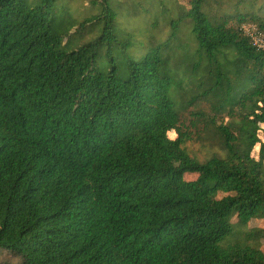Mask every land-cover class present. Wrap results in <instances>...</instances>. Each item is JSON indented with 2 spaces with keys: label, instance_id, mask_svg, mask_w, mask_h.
I'll list each match as a JSON object with an SVG mask.
<instances>
[{
  "label": "trees",
  "instance_id": "trees-1",
  "mask_svg": "<svg viewBox=\"0 0 264 264\" xmlns=\"http://www.w3.org/2000/svg\"><path fill=\"white\" fill-rule=\"evenodd\" d=\"M65 1L0 0V250L21 264H264V229L235 237L264 220V51L242 29L264 33V0L175 16L147 0L170 28L151 47L122 32L119 0H91L81 22ZM203 133L218 149L202 161L186 144Z\"/></svg>",
  "mask_w": 264,
  "mask_h": 264
},
{
  "label": "rangeland",
  "instance_id": "rangeland-1",
  "mask_svg": "<svg viewBox=\"0 0 264 264\" xmlns=\"http://www.w3.org/2000/svg\"><path fill=\"white\" fill-rule=\"evenodd\" d=\"M167 4V8L172 10L171 15H176L177 7L190 8V4L192 0H164ZM66 5L70 8V13L77 21H84L87 17H89L93 13V7H91V0H66ZM262 2H259L256 5L258 8ZM143 6L145 8H150L151 15L155 17L154 20L149 19V17H145ZM210 6L212 12L219 15L224 10H230L231 12L235 11L233 7V3L228 0H211ZM119 8L121 9V17L119 19V27L122 32L126 34H132L137 40L141 41L144 46L151 47L155 43H159L165 41L169 37L170 28L167 26L168 22L165 21V18L162 15V8L160 5H155L154 7H148L147 0H119ZM242 10L244 11L243 7ZM97 11L95 12V14ZM150 14V13H147ZM153 25V26H152ZM244 26L252 27L260 32V27L253 22H247L242 25V29ZM148 27V28H147ZM92 36L86 35V39L91 38ZM154 37V38H153ZM187 34L183 35V40L186 41ZM182 97H179L181 102L189 101L191 95L189 91L181 92ZM205 107L204 104H195L193 106L188 107L183 111V120L189 128L192 127L191 124V113L197 108ZM193 129V128H192ZM194 131V129H193ZM175 138V136H171ZM262 141H264V135H261ZM186 148L192 156L199 158L200 160L207 159L215 150L218 149L217 143L215 140L207 137L204 133L202 136L196 138L194 140L189 141L186 144ZM260 146L258 145L254 151L253 156L258 159L259 157ZM196 176H189V179H194ZM223 195H220V198ZM236 224V221H234ZM253 228H261L264 229V220L254 221L249 225V227L239 229L238 234L235 237H244V234ZM259 246L264 250V239L260 241ZM2 263H10V264H21V258L17 257L13 253L0 250V264Z\"/></svg>",
  "mask_w": 264,
  "mask_h": 264
},
{
  "label": "built area",
  "instance_id": "built-area-1",
  "mask_svg": "<svg viewBox=\"0 0 264 264\" xmlns=\"http://www.w3.org/2000/svg\"><path fill=\"white\" fill-rule=\"evenodd\" d=\"M244 34L249 37L258 50L264 51V33L252 27H243Z\"/></svg>",
  "mask_w": 264,
  "mask_h": 264
}]
</instances>
